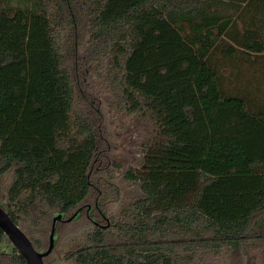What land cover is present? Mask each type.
Instances as JSON below:
<instances>
[{
    "label": "trees",
    "instance_id": "trees-1",
    "mask_svg": "<svg viewBox=\"0 0 264 264\" xmlns=\"http://www.w3.org/2000/svg\"><path fill=\"white\" fill-rule=\"evenodd\" d=\"M108 56L113 89L161 136L124 173L140 183L138 218L103 230L86 208L97 193L107 216L118 189L92 82ZM10 174L0 206L39 251L51 218L85 205L72 222L95 227L69 254L76 264H194L230 249L228 264H245L248 242L264 264V0H0V178ZM0 264H27L1 229Z\"/></svg>",
    "mask_w": 264,
    "mask_h": 264
},
{
    "label": "rangeland",
    "instance_id": "rangeland-1",
    "mask_svg": "<svg viewBox=\"0 0 264 264\" xmlns=\"http://www.w3.org/2000/svg\"><path fill=\"white\" fill-rule=\"evenodd\" d=\"M88 8H94L93 4L87 5ZM86 7V9H88ZM89 11V10H88ZM92 74V82L95 91L101 98L103 108V145L101 152H112V158H109L110 169H114L115 180L113 183L117 186V191L110 192L106 197L104 204L107 211L108 219L101 218L98 227L103 230L112 228L114 224H125L128 222V213H133L138 218V212L134 211L136 202L142 198L140 183L129 181L124 177V173L129 169H139L140 161L143 159L147 151L153 147L160 139L161 128L156 117L149 111L143 109L133 110L130 103H126L123 99V89L112 85L110 78L114 76L113 58L108 56L104 62L94 65ZM136 99L144 103V99L140 95H135ZM122 102V103H121ZM110 145L109 151H105V145ZM116 163L115 166L113 163ZM102 163V160H101ZM101 163L96 164L95 171L101 170ZM11 174L0 178V197L6 200L7 192L11 184ZM97 190V188H95ZM97 193L93 196L97 198ZM93 201V199H92ZM53 218H51V222ZM50 222V221H49ZM59 233L56 230V246L54 252L47 258L48 264H76L74 260L68 259V256L74 250L83 246L87 237L93 231L95 226L83 221L60 223ZM68 224V225H67ZM22 226V225H21ZM51 226V223H50ZM52 227V226H51ZM49 227V229H51ZM112 243L118 242V232L112 229ZM120 238V237H119ZM123 236H121V239ZM49 245V236L46 242ZM260 244L248 242L242 247L240 258H243L246 264H253L258 256V247ZM45 249V248H44ZM228 255L219 251L215 255L200 259L197 256L194 264H228V261H234V251L230 249ZM182 252V253H181ZM180 262L187 260L190 253L180 251ZM239 254V253H238ZM192 257V256H191ZM209 261V262H208Z\"/></svg>",
    "mask_w": 264,
    "mask_h": 264
},
{
    "label": "water",
    "instance_id": "water-1",
    "mask_svg": "<svg viewBox=\"0 0 264 264\" xmlns=\"http://www.w3.org/2000/svg\"><path fill=\"white\" fill-rule=\"evenodd\" d=\"M81 209L69 218H64L63 214L54 216L49 237V247L45 251L35 248L29 236L14 222L10 215L0 206V229L11 242V244L24 257L27 264H46L45 258L50 256L56 246L57 223L61 221L72 222L79 215Z\"/></svg>",
    "mask_w": 264,
    "mask_h": 264
},
{
    "label": "flooded vegetation",
    "instance_id": "flooded-vegetation-1",
    "mask_svg": "<svg viewBox=\"0 0 264 264\" xmlns=\"http://www.w3.org/2000/svg\"><path fill=\"white\" fill-rule=\"evenodd\" d=\"M99 202H100L99 197H97V198L95 199V205L88 204V205H87V208H86L85 205L82 206V207L80 208L81 211H80L79 215L83 212V210H85V208H86V212H87L88 215H91V214L93 215V214H95V213H94V212H95V209H97L98 214L100 215L101 218H103V219H105V220H106V219L109 220V218H108L107 216H105V215L103 214V212L101 211V209H100V205H99ZM94 216H95V215H94ZM94 223H95L96 225H99L98 222H96V220H94ZM245 264H246V263H245ZM253 264H258V263L254 261Z\"/></svg>",
    "mask_w": 264,
    "mask_h": 264
}]
</instances>
